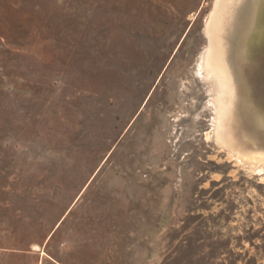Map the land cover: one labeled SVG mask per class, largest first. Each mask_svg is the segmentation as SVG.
Wrapping results in <instances>:
<instances>
[{
    "label": "rangeland",
    "instance_id": "374dc122",
    "mask_svg": "<svg viewBox=\"0 0 264 264\" xmlns=\"http://www.w3.org/2000/svg\"><path fill=\"white\" fill-rule=\"evenodd\" d=\"M214 2L0 0V264H264V165L221 142L203 67ZM262 28L264 0H223L230 80Z\"/></svg>",
    "mask_w": 264,
    "mask_h": 264
},
{
    "label": "water",
    "instance_id": "95a60500",
    "mask_svg": "<svg viewBox=\"0 0 264 264\" xmlns=\"http://www.w3.org/2000/svg\"><path fill=\"white\" fill-rule=\"evenodd\" d=\"M222 2L215 0L205 27L208 65L222 99L218 122L219 129L224 132L221 142L246 162L264 165V28L257 31L250 42L243 39L245 33L238 36L237 50L230 55L236 77L230 80L215 54L213 30ZM256 60H260V64L254 67ZM256 71L259 80L253 84L252 75Z\"/></svg>",
    "mask_w": 264,
    "mask_h": 264
},
{
    "label": "flooded vegetation",
    "instance_id": "af4514ba",
    "mask_svg": "<svg viewBox=\"0 0 264 264\" xmlns=\"http://www.w3.org/2000/svg\"><path fill=\"white\" fill-rule=\"evenodd\" d=\"M214 5V4H213ZM213 8V7H212ZM205 36H206V34H205ZM207 38V37H206ZM207 42H208V39H207ZM204 65H203V67H204V71H205V74H206V76L209 78V80H210V82L213 84V86L215 87L214 89H215V91H216V94H217V99L219 100V109H220V111H221V101H222V99H221V94H220V92H219V87H218V85L216 84V79H215V77H214V75H213V73H212V71L210 70V67H209V65H208V60H207V50H206V52H205V56H204V63H203ZM255 66L254 67H256V64H257V66L260 64V60H256L254 63H253ZM252 77H253V84H257V82H258V80H259V73H258V71H256L253 75H252Z\"/></svg>",
    "mask_w": 264,
    "mask_h": 264
},
{
    "label": "bare ground",
    "instance_id": "6f19581e",
    "mask_svg": "<svg viewBox=\"0 0 264 264\" xmlns=\"http://www.w3.org/2000/svg\"><path fill=\"white\" fill-rule=\"evenodd\" d=\"M43 252V251H42Z\"/></svg>",
    "mask_w": 264,
    "mask_h": 264
}]
</instances>
